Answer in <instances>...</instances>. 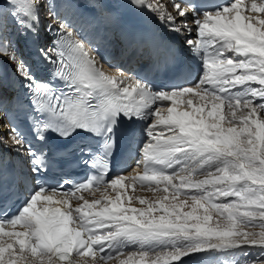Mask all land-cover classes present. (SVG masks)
I'll return each instance as SVG.
<instances>
[{
    "label": "snow or ice",
    "instance_id": "1",
    "mask_svg": "<svg viewBox=\"0 0 264 264\" xmlns=\"http://www.w3.org/2000/svg\"><path fill=\"white\" fill-rule=\"evenodd\" d=\"M127 3L146 6L169 32L186 34L197 79L157 83L147 75L106 74L103 58L93 54L98 50L66 20L48 26L58 42L37 48L49 66V78L37 79L5 30L11 20L22 34L38 37L44 0H0V56L22 78L36 141L91 135L102 141L100 160L107 162L121 123L143 124L140 172L106 180L109 169L89 161L96 174L86 181L56 184L43 179L49 149L34 148L11 126V143H0L27 159L35 183L13 214L0 215V264H186L212 254H239L243 259L233 264H264V0H223L211 8L170 0L172 11L159 0ZM153 50L150 41L140 46L141 55ZM56 82L64 89L59 93ZM137 185L154 198L136 195ZM9 187L0 155V194ZM85 191L92 197L81 195L73 206L74 193Z\"/></svg>",
    "mask_w": 264,
    "mask_h": 264
},
{
    "label": "bare ground",
    "instance_id": "2",
    "mask_svg": "<svg viewBox=\"0 0 264 264\" xmlns=\"http://www.w3.org/2000/svg\"><path fill=\"white\" fill-rule=\"evenodd\" d=\"M46 1H47V2H46ZM46 1L44 0V4H46V7H45L46 11H49V10H48L49 7H52V8H53V11L55 12L56 9H57L58 6H59V3H60L59 0H46ZM152 2H153V4H155V3H156V0H152ZM159 2H160L161 5L166 6V8H167L168 11H172L171 5H170V3H169L168 0H159ZM250 2H251V1H247V2H245V3H246V4H250ZM44 4H43V5H44ZM40 8H42V6H41ZM3 11L6 12V11H8V9L5 8V9H3ZM245 15H246V13H245ZM177 23H179V21H178ZM189 23H191V21H189ZM7 25H8V27H7V31H6V33H8V34L11 36L10 41L12 42V46L17 50V55H18V57H19L21 60H23L27 66H30V68H31V70H32L33 73H36L37 69L35 68V65L32 63V61L26 59V58L24 57V55H23V49L26 47V45H27V43H28V42H25V41H26V40H25V35L22 34L21 32H19V31L16 29V27L12 24V21H11V20L8 21V24H7ZM193 34L195 35V33H193ZM0 57H2L3 59L9 61L10 63H13V62H11V61H10L7 57H5V56H0ZM34 69H35L36 71H35ZM36 76L38 77V75H36ZM3 91H4V96H5V98H8L9 95L12 94V91L9 90V89H6V90H5V89L3 88ZM4 103H5V101H4ZM0 115L3 116V114H2L1 112H0ZM5 130H6V125H3V124H2V120H0V141H5V142H7V143H11V140H9V135H7V132H6ZM2 146H3V151H5L6 153H7V152H8V153H11L12 155H14V156L20 158V156L14 154L12 151H10V150H6V149L4 148L3 143H2ZM20 159H21V158H20ZM112 194H113V193H112ZM132 194H133V191H132L131 195H132ZM135 194H136V195L144 196V197H146V198H148V199H152V198H154V194H153V193H151L150 191L140 190V188H137ZM159 194H160V193H157V195H159ZM113 195H114V194H113ZM70 203H71L73 206H75L78 202H76V201H70ZM134 206H136V207H140L141 205H140L138 202H135ZM185 210H187V209H185ZM257 231H259V229H257ZM132 251H134V250H132ZM210 256H212V255H210ZM200 257H202V256L193 257L192 261H187L186 264H204V263L201 262ZM206 257H207V256H206ZM125 258H126V255L122 254L121 259H125ZM87 259L90 261V260L92 259V257H88ZM237 259H241V260H242L243 258H242L241 256H239V257H237L236 259H233L232 261H230L229 263L226 262V261H218V262H216L215 264H233V262H234L235 260H237ZM211 263H212V261H211ZM211 263H206V264H211ZM213 263H214V262H213Z\"/></svg>",
    "mask_w": 264,
    "mask_h": 264
},
{
    "label": "rangeland",
    "instance_id": "3",
    "mask_svg": "<svg viewBox=\"0 0 264 264\" xmlns=\"http://www.w3.org/2000/svg\"><path fill=\"white\" fill-rule=\"evenodd\" d=\"M42 7H44V5ZM6 31H7V28L5 30V35L8 38V40H10L11 39V36L8 33H6ZM230 255L231 254H212V256H210V255H207V257L206 256H202V257H200V259L201 260L202 259H206L207 260V263H211V261H212L211 264H215L218 261H226V262L229 263L233 259H236L237 257L240 256L239 254H235L233 257H230Z\"/></svg>",
    "mask_w": 264,
    "mask_h": 264
}]
</instances>
